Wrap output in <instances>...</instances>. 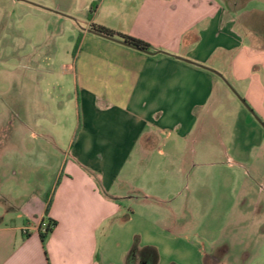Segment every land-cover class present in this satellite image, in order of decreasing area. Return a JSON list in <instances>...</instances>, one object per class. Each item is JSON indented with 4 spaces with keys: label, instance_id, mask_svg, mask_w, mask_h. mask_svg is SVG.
<instances>
[{
    "label": "crops",
    "instance_id": "obj_1",
    "mask_svg": "<svg viewBox=\"0 0 264 264\" xmlns=\"http://www.w3.org/2000/svg\"><path fill=\"white\" fill-rule=\"evenodd\" d=\"M9 1L76 40L68 68L77 118L64 149L51 132L48 147L1 148L5 159L27 154L39 180L17 214L0 205V264H139L127 262L131 250L151 247L110 240L125 209L119 202L143 206L154 196L162 203L168 188L154 177L180 162L176 142L200 127L201 111L224 84L206 69L232 84L264 123V0ZM92 26L159 53L100 37ZM16 133H0V143ZM7 173L17 178L14 167ZM0 198L13 207L10 192ZM48 220L56 226L41 242L38 228Z\"/></svg>",
    "mask_w": 264,
    "mask_h": 264
},
{
    "label": "rangeland",
    "instance_id": "obj_2",
    "mask_svg": "<svg viewBox=\"0 0 264 264\" xmlns=\"http://www.w3.org/2000/svg\"><path fill=\"white\" fill-rule=\"evenodd\" d=\"M9 2L0 0V133H19L0 143V151L48 147L50 132L64 149L77 118L68 68L77 42L69 29L58 32L46 18L24 15ZM200 114V127L176 142L180 162L154 177L168 188L159 194L162 203L154 196L143 206L120 201L125 209L110 240L154 248L157 264H264V129L221 82ZM18 155L0 154V194L14 196L13 207L2 198L0 205L10 214L39 180L32 159ZM10 167L17 178H9Z\"/></svg>",
    "mask_w": 264,
    "mask_h": 264
},
{
    "label": "trees",
    "instance_id": "obj_3",
    "mask_svg": "<svg viewBox=\"0 0 264 264\" xmlns=\"http://www.w3.org/2000/svg\"><path fill=\"white\" fill-rule=\"evenodd\" d=\"M91 31L100 36L103 37L105 39L114 41V42H119L121 44H125L126 46L135 49L137 51L143 52V53H147L149 55L151 54H155V53H159L158 50H155L153 48H151L148 44L128 37V36H124L121 34H117L114 33L110 30H107L103 27L100 26H92L91 27ZM49 204V202H48ZM46 227L43 230V232H39V238L41 240V242H44L46 237L51 234V232L53 231V229L56 226V222L54 221H50L48 220L46 222ZM136 257L139 259V264H157L158 261V255L157 252L154 248H144L140 251H138L135 247L131 250V252L129 253V256L127 257V262L131 263L133 259H136Z\"/></svg>",
    "mask_w": 264,
    "mask_h": 264
},
{
    "label": "water",
    "instance_id": "obj_4",
    "mask_svg": "<svg viewBox=\"0 0 264 264\" xmlns=\"http://www.w3.org/2000/svg\"><path fill=\"white\" fill-rule=\"evenodd\" d=\"M125 45V44H124ZM200 68L206 69L202 66L197 65ZM207 71L215 74L217 77H219L223 83L229 88V90L235 95V97L240 101V103L248 110V112L251 114V116L255 119V121L264 129V124L261 122V120L254 114V112L247 106V104L245 103V101L231 88V86L229 85L228 81L225 80L219 73L210 70V69H206Z\"/></svg>",
    "mask_w": 264,
    "mask_h": 264
},
{
    "label": "built area",
    "instance_id": "obj_5",
    "mask_svg": "<svg viewBox=\"0 0 264 264\" xmlns=\"http://www.w3.org/2000/svg\"><path fill=\"white\" fill-rule=\"evenodd\" d=\"M46 224H47V223L42 224V225L38 228V231H39V232H40V231L43 232V230H44L45 227H46ZM28 229H29V228H26V229H25V232H27Z\"/></svg>",
    "mask_w": 264,
    "mask_h": 264
}]
</instances>
